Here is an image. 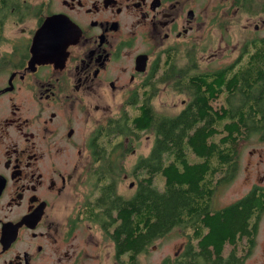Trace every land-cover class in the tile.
Masks as SVG:
<instances>
[{
    "label": "flooded vegetation",
    "instance_id": "1",
    "mask_svg": "<svg viewBox=\"0 0 264 264\" xmlns=\"http://www.w3.org/2000/svg\"><path fill=\"white\" fill-rule=\"evenodd\" d=\"M237 18L238 33L227 31L237 40L219 39L206 57L227 58L214 70L237 68L264 40V0H0V264H137L110 232L111 199L130 198L139 179L119 194L121 164L103 161L112 146L96 142L158 72L196 65L206 26ZM263 215L236 264H264ZM188 245L191 232L178 262Z\"/></svg>",
    "mask_w": 264,
    "mask_h": 264
},
{
    "label": "trees",
    "instance_id": "2",
    "mask_svg": "<svg viewBox=\"0 0 264 264\" xmlns=\"http://www.w3.org/2000/svg\"><path fill=\"white\" fill-rule=\"evenodd\" d=\"M252 50L234 69L231 65L192 74L160 72L148 94L156 83L170 81L175 90L189 96L178 113H156L149 103L151 95L146 94L133 116L125 111L105 125L96 144L112 146L98 153L106 163L120 160L119 152L133 137L153 133L149 152L131 168L139 179L133 195L111 199L118 224L110 236L121 254L138 255L179 226L190 229L195 248L188 245L185 259L167 258L164 264H192V257L205 259L198 264H227L221 260L227 244V258L236 264L242 235L250 242L249 225L264 211V188L254 187L218 209L212 208V198L219 184L234 177L239 144L254 135L264 139V40L254 42Z\"/></svg>",
    "mask_w": 264,
    "mask_h": 264
},
{
    "label": "rangeland",
    "instance_id": "3",
    "mask_svg": "<svg viewBox=\"0 0 264 264\" xmlns=\"http://www.w3.org/2000/svg\"><path fill=\"white\" fill-rule=\"evenodd\" d=\"M235 20L236 21L234 22H237V24H233L232 26L219 22L214 25L206 26L205 42L200 47V54L196 59V65L193 66L191 61L187 63L186 60H182L178 63L176 69L189 66L186 71L189 74H192L203 71H212L216 69L215 67H222L224 65L223 62L227 58L223 57L219 60L213 61L206 57L209 52H212L215 42L219 41V39H222L226 43L237 40L235 39V34L231 39L227 33V31L229 32V29H233L234 33H238V24L242 22L238 21L239 18ZM252 36L251 31H247L246 39L248 40ZM159 75L160 72L154 76V79ZM154 87L155 89L152 91V95L151 92L148 94V96L151 95L149 103L153 110L158 114L174 115L179 112L184 103L188 100V94L186 92L175 90L170 81L156 83ZM136 107L132 108V106H128L124 112L128 111L129 114L127 113V116H133L134 114L132 112L136 110ZM101 140L102 139L100 138L99 141ZM127 141L128 138H126L125 142L128 143ZM152 141L153 133L152 131H147L142 133L137 139L133 137L130 141V145H124L123 149L119 152V154L122 151H125L126 153L124 157H120V160H118L119 164L122 166L118 184L119 194L125 197L132 195L134 185L129 187V183L134 181L135 178L133 177V173H131V168L139 157L147 155L152 145ZM104 145L106 146V144ZM115 153L116 151H114L110 157L114 158ZM124 176L127 177L124 179ZM157 178H159V175H157ZM255 183L264 187V139L260 140L257 135L251 136L239 144L238 168L236 173L229 183H221L217 186L212 198V208L218 209L233 203L247 194L250 191L251 186ZM160 184L162 185V181H160ZM259 228L261 236V232L264 229V215L261 219ZM188 232H191L190 229L179 226L173 228L168 234L150 244L145 251L136 255L137 264H160L161 260L165 257L172 261L178 253L181 243L184 241L185 233ZM228 249L229 247L226 246V251L224 253H226Z\"/></svg>",
    "mask_w": 264,
    "mask_h": 264
}]
</instances>
